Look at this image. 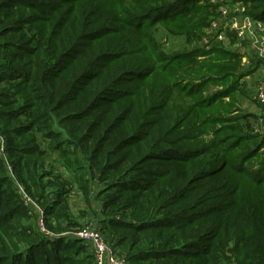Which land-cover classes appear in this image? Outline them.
<instances>
[{
  "label": "trees",
  "instance_id": "obj_1",
  "mask_svg": "<svg viewBox=\"0 0 264 264\" xmlns=\"http://www.w3.org/2000/svg\"><path fill=\"white\" fill-rule=\"evenodd\" d=\"M220 4L0 0V263L93 264L64 233L83 226L75 183L100 186L98 224L131 264H264V134L239 97L254 68L233 31L202 44Z\"/></svg>",
  "mask_w": 264,
  "mask_h": 264
},
{
  "label": "rangeland",
  "instance_id": "obj_2",
  "mask_svg": "<svg viewBox=\"0 0 264 264\" xmlns=\"http://www.w3.org/2000/svg\"><path fill=\"white\" fill-rule=\"evenodd\" d=\"M213 1V0H211ZM215 1V0H214ZM219 2L222 4V5H226L227 8H229L230 12H229V17H228V23L225 25L224 27V31L225 33H232V31L234 32V35L238 36V33L236 31V29L234 28L233 26V22L235 21H240L242 18L246 17V16H251V13H253V10L251 8L252 6V2L249 1V2H245V1H242V0H224L223 1H220ZM238 5V10H235V5ZM217 13L213 14L212 16V19L213 17H217ZM252 17V16H251ZM211 19V20H212ZM164 29H162L161 31H163ZM215 33L216 32H219L220 31V28H217L216 30H214ZM159 37L161 36V32L158 33ZM207 37H210L212 39V41H214V39H217V40H220L218 37H217V34H210V33H206L203 37L204 38H207ZM239 37V36H238ZM251 36H244L243 38H240L239 37V40L243 43H245V47H244V53L247 57H249L250 55L254 56L253 55V52H256V49L254 45H252L251 43H246L244 41H247L248 38H250ZM238 40V39H237ZM164 41L167 42V45L172 48H179L180 45H182V40L176 36H173L171 35L169 37V40L167 41L166 38H164ZM221 41H228V38H227V35H226V39L224 40H221ZM260 43L261 42H257L258 44V47L260 46ZM263 43H264V40H263ZM227 44V43H225ZM209 44H204V47L205 48H208L210 47ZM247 57H246V60H247ZM259 57V56H257ZM252 77L254 79V83L252 84L253 86L250 87V90L252 89L251 92H249L248 94V91H246L243 95V97H246L248 99H251L253 98L255 100V102L258 103L257 101V98L255 97H252L253 94L256 92L257 88H254V84L256 85V83H259V81L261 80L260 78L263 77V73L262 71H260V73H256V74H252ZM242 95V94H241ZM242 102L240 101V104ZM261 106V105H260ZM242 107H243V103H242ZM262 107V106H261ZM247 125V123L245 124V126ZM243 127H244V124H243ZM254 129V127H253ZM255 130V129H254ZM256 132H259L258 130H255ZM261 134H264V129L260 132ZM46 146V144H45ZM262 150V149H261ZM264 151V148L263 150ZM264 153V152H262ZM254 162V161H253ZM260 162H264V156L260 159ZM58 167V172L57 173H54L53 176H59L60 178L62 177L64 179V181H68L71 177L70 173L63 167L61 168L59 165H57ZM69 184V183H68ZM69 187L71 188V192H70V196L68 197L69 198V205H70V208H71V212L73 213L74 217L78 219V222L82 224H84L85 222H94L95 224H100V225H103L99 219L101 218L100 217V207H101V199L100 197L97 196V191L100 189V186H95L93 188V190L91 191V195L88 196V198L86 196H84V193H80V190L78 188H76V184L73 183V184H70ZM20 190L21 192L24 194V197L27 199V201H29L31 204H33L34 206L38 205L40 208L41 206L39 205V203L35 200V199H31L28 197V195L25 193L24 189L20 186ZM36 204V205H35ZM42 209V208H41ZM40 219L39 220L37 219V223L39 224L40 228H41V225H40ZM34 222H36V219H33ZM98 221V222H97ZM32 222V219L31 220H28L26 217H25V221H24V226H28L30 223ZM97 222V223H96ZM51 223H53V225L57 224V221L55 219V217H51ZM66 223L63 222V225H65ZM98 224V225H99ZM82 227V226H81ZM80 228V227H79ZM48 231H50V233H54L55 232L51 229V228H47ZM76 229H72V230H67V231H64V233L66 232L67 234H71L72 231H74ZM104 230V229H103ZM42 231V229H41ZM43 232V231H42ZM89 250V251H88ZM91 250L90 248L87 249H83L82 250V253L80 255V258L84 257L85 255L84 254H89L91 255V253H89ZM39 252V250H38ZM38 252L34 251V250H31L30 253H27L25 255V259H23V261L27 260L28 257H30L31 259H28L29 261V264H44L46 262V257H44V255H40V254H37ZM22 254V253H21ZM0 264H7V263H0Z\"/></svg>",
  "mask_w": 264,
  "mask_h": 264
},
{
  "label": "built area",
  "instance_id": "obj_3",
  "mask_svg": "<svg viewBox=\"0 0 264 264\" xmlns=\"http://www.w3.org/2000/svg\"><path fill=\"white\" fill-rule=\"evenodd\" d=\"M223 1L224 0H220ZM238 5H235V10H238ZM217 10V17H213L210 25L206 29V33L217 34L220 40L226 39V33L224 31L225 25L228 23L229 8L226 5L220 4ZM233 26L236 29L238 36L243 38L244 36H251V38L256 39V31L261 28L264 30V21L254 19L251 16H246L240 21L233 22ZM217 28H220L219 32H216ZM237 36L238 40L239 37ZM212 41L210 37L204 38L202 44H209ZM240 41V40H239ZM261 42L258 47V51L262 56H264V43L263 40H256L255 43ZM260 82L257 85V90L255 96L258 103L264 107V75L260 78ZM1 151L3 148V139L1 138ZM36 205V204H35ZM36 207L41 211L40 207ZM43 211H41L40 225L43 232L50 234V232L45 228L43 216ZM72 236L82 240V242L90 248L93 253V264H131L125 255L120 254V250L108 241L106 235L103 233L102 229L98 224L94 222H85L82 227L71 232Z\"/></svg>",
  "mask_w": 264,
  "mask_h": 264
},
{
  "label": "crops",
  "instance_id": "obj_4",
  "mask_svg": "<svg viewBox=\"0 0 264 264\" xmlns=\"http://www.w3.org/2000/svg\"><path fill=\"white\" fill-rule=\"evenodd\" d=\"M256 40H264V30H262L261 28H259V30L256 31V39L255 38H248L247 41H244L246 43H251L252 45L255 46L256 49V52H253V55L254 56H259L257 57L258 60H260L259 62L255 63L254 65H250L251 64V61H250V55L249 57H247L244 53V47H245V44L239 40L237 44V48L239 49V51H241L243 54H244V62L247 66V69H251V68H254L253 71H251L248 75H246L244 77V81H243V85L244 83L246 84L247 88H246V91H248V94L249 92L252 91V89L250 90V87L253 86L252 84L254 83V79L252 77V74H256L257 72L260 73V71H262L263 75H264V56H262L260 54V52L258 51V44L255 43ZM246 57H247V60H246ZM250 66V67H249ZM260 82V81H259ZM259 83H256V85L254 84V88H257V85ZM245 93V92H244ZM244 94H240L239 97L241 99V102L243 103V109L244 111L248 114V118L247 119H244V124H248V122L250 123L251 127H254L255 130H258L259 132H261L263 129H264V107L260 106L259 103L255 102V100L253 98L251 99H248L246 97H243ZM252 97H256L255 96V93L253 94ZM76 188H78L80 190V188L77 186ZM80 193L81 190H80Z\"/></svg>",
  "mask_w": 264,
  "mask_h": 264
}]
</instances>
